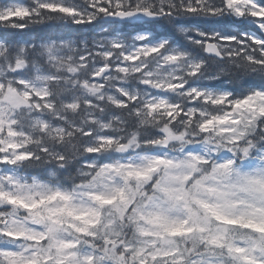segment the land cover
Here are the masks:
<instances>
[{
    "label": "clouds",
    "instance_id": "obj_1",
    "mask_svg": "<svg viewBox=\"0 0 264 264\" xmlns=\"http://www.w3.org/2000/svg\"><path fill=\"white\" fill-rule=\"evenodd\" d=\"M0 264H264V2L0 0Z\"/></svg>",
    "mask_w": 264,
    "mask_h": 264
},
{
    "label": "snow or ice",
    "instance_id": "obj_2",
    "mask_svg": "<svg viewBox=\"0 0 264 264\" xmlns=\"http://www.w3.org/2000/svg\"><path fill=\"white\" fill-rule=\"evenodd\" d=\"M262 2H264V0H262Z\"/></svg>",
    "mask_w": 264,
    "mask_h": 264
}]
</instances>
